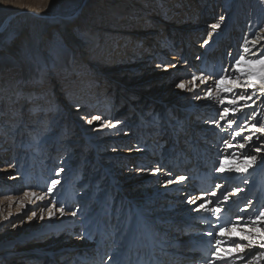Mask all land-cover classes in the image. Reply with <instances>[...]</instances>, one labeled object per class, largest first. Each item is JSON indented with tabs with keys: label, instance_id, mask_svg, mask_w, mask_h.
I'll return each instance as SVG.
<instances>
[{
	"label": "bare ground",
	"instance_id": "1",
	"mask_svg": "<svg viewBox=\"0 0 264 264\" xmlns=\"http://www.w3.org/2000/svg\"><path fill=\"white\" fill-rule=\"evenodd\" d=\"M55 1L59 7L61 6L60 12L47 14L46 12L26 9L28 7L20 8L17 4L12 2V0H0V105L7 107L5 112H0V148L4 147L0 149V163L4 161L8 162L11 157L14 158L12 153H7L8 150H4L7 146L4 136L11 128L15 126L7 135L10 144L14 143V141L22 140L24 143H28L29 137L26 135L33 127L41 130L42 128L50 126L49 122L48 125L44 127V120H39L43 113V109H45L41 106L49 103L47 109L51 115H48L47 118H50L51 121L52 119L54 120L51 126L56 130L48 127V132L53 134L61 129L62 138L60 140V145L64 143L68 144L66 147V154L64 155L65 157H63L65 159L60 163L62 167L59 169L58 173L60 178L59 183L64 184L61 186H59V183L56 184L60 190V198H58V200H61L64 195V202L73 201L74 204L78 202L79 206L77 207L81 209L85 204L81 199L84 196L87 197L89 193H91L94 182L105 171L108 176V184L113 182L114 187L118 186L114 198L115 200L119 198L121 203V206L119 205L120 212L117 215L119 218L118 226L117 228L116 226H110L108 230L110 232H115V234L123 230L125 231V236L121 238L120 243L114 241L108 242L107 239L100 242L99 239H103V235H100L101 224L110 225L106 223L108 220L104 221V219L102 220L100 218L104 216L109 218L110 222H112L114 216H116L114 209L112 210L109 208L103 211V206L99 207L100 204L96 207H91L88 215L79 221H76L77 219L74 218L75 215L73 214L69 216L68 213L60 214L57 212L56 215L60 216L59 219H51L52 221L46 229L57 230L67 224L71 225L73 222H80L83 224L84 222H88L89 225H86L85 229L87 235L88 232L92 230H97V234L99 235V241L92 245L93 250L85 246L77 249L73 248L75 251L73 253L76 254L74 258L69 256L67 261H58L60 258L58 252L63 249V246H60L58 250H56L47 243L44 245L34 243L31 247H23L20 245L24 242L21 235L28 237L33 235L34 238L36 237L35 235L46 229H40L39 227H33L31 229L25 228L26 231L19 234V229L26 227V224L29 225L32 223L34 221V216L27 220V223L22 221L24 220L22 217H16L23 209L19 206H14V200H12L13 202H9L10 209L8 214L6 216H4V214L0 215V234H2V239H0V256L1 254H5L4 257H1L0 264H39V262H41V264H52V261L54 262L53 264H93L91 261L95 260L94 258L92 259L94 251L99 254V260L101 259V251H105L106 253L108 251L115 252L113 256H109L110 258L108 261L113 259L111 257H114L112 264H119L123 257L128 259L132 252L131 249L135 244L141 246V241H144L147 234L157 236L159 238L158 240L161 241L163 245L167 246H171L173 242L171 240L172 237L177 236L175 241L181 242V244L179 243L178 247H172L173 251L177 254L181 251L180 249L184 245L182 242H184L185 239L189 237L195 238L198 241L197 244L189 247V250L186 252L188 256H192V260L194 261H188L186 264H204L203 259L207 256L210 257L211 261L215 260V258L211 257L210 246L212 245V248H215L216 237H209L206 233L213 230L217 217L204 210L198 212L201 216L195 215L197 211L183 214L181 210L185 208V205H176L174 207V204L169 203L171 200H180V198H183L181 202H186L190 197L196 195V197L193 198L196 200L195 204L210 200L211 204H208L207 207H219L221 211L217 214L218 216L224 211L234 214V217L237 214L235 221L240 216H248L251 214L254 216L257 214L256 212L259 211V205L262 204L264 206V200L262 201L264 197V179L257 177L260 171L264 174V150L262 149L261 152L254 153L257 156L255 164L248 168L246 173H242L249 181V184L246 186L245 196L257 189V196L261 197L258 201L262 202H259L256 207L251 206L245 209V212H240L237 208L242 205L239 203H241V196L243 195L239 197H237L238 195L236 193L227 195L224 189L228 187L227 183L224 182V184L220 185L217 184V182L215 184L212 182L213 185L218 186L213 192L215 195H212L209 186L207 188H203L204 186H202V188L199 189L200 184L193 179L195 174L201 172H208L211 176L212 172L217 168V163L219 161L216 156H220L221 152L219 148L220 142L215 139L218 138V134H215L213 138L215 140L208 138L204 131L208 123L206 124L207 121L205 122L195 118L196 113L191 103L188 104L187 111L184 113L186 119L184 125L182 124L183 128L179 130L173 129L171 126L165 129L162 127L160 129L162 135H154L152 141L149 143V151L147 154L138 149L140 146L136 145V142L131 141L133 135L139 139L143 138L141 132H139L138 129L133 130L132 126L140 123V120L144 117L142 111L147 105L151 106L154 101H163L162 105H164V107L161 108L163 110L170 106V104L168 105L169 102L175 100L173 96L176 95L169 97L166 91L170 90L171 85L173 86L176 79L183 76V70L179 68L180 65H177L183 58L188 57V59H190L191 55L196 52L200 56L201 65L203 66V63H206L209 67L212 66V59H208L209 55L215 54L218 58H223V52H221L219 48L223 47V50L226 49V41L231 37L230 33L234 29L238 30L240 33L243 32L239 20H243L244 17H246L244 9L248 6L249 0ZM251 1L263 10L262 14L264 16V0ZM216 10L222 11L223 14L219 15V18L216 19V21H218L217 24H219L217 29L220 28L219 30H222V32L219 30L212 32L208 40L201 41V44L199 43L197 45L201 48L200 51L189 47L190 44L192 45V39L195 38L196 35L195 33L192 34L191 31H184V29H182L183 27H180L181 25L179 22L187 21L188 19L194 20L197 18L198 14H206L211 18L213 11L217 14ZM221 17H223V19H221ZM165 25L167 27H165ZM181 39L184 41V46L180 48L178 44ZM245 41L248 42V53L243 52ZM245 41L242 44L243 47L240 52L245 55L246 59L256 58L253 55L254 53H258L259 56H264V28H262L261 32L254 38H246ZM231 43L229 46L233 45V43ZM78 47L83 49L80 51L83 55L87 53L89 56L87 60L93 65L94 69L102 71L103 67L107 66L108 70L105 71L106 80L93 74L90 69L83 67L81 62L77 60L79 53L76 52V50ZM88 56H86V58ZM39 57L50 59L49 67L40 66L38 68L44 70H38ZM120 63H124L125 65H121ZM181 67H184V65ZM138 70L141 71L139 79H144L143 83L145 89H139L136 85L131 86L130 84L128 86L125 84V79H128L130 74L127 73L124 76L120 75L123 72ZM231 75L236 76L235 70L231 72ZM56 80L59 81V85H52L51 82ZM114 80L120 84L125 92L129 93L131 90L136 91L140 93L141 97L134 99L132 103L130 102L135 108L133 114L137 112L139 121H135L136 119L126 121L125 124H129L131 127L124 132L120 131L113 144H111V141L114 139L111 132L99 134V132L93 133V131H89L95 125L94 122L83 128L81 123L88 119L82 118V114L79 116L78 114L76 115V113L84 110V114H86L89 111V105L92 108L91 112L97 113L100 106L104 105V100H101L103 98L109 99V101L111 100L112 102L116 101L117 103L113 107H120L123 105V103L120 105L118 103L120 96L116 90ZM165 80L167 83L164 82ZM131 87L134 88L132 89ZM158 89H160L159 91L162 96L156 98ZM252 91V89H248L246 94L251 95ZM57 96L63 98L60 99L57 98ZM65 96L67 99L64 98ZM166 96L168 98H166ZM22 98H25L26 103L29 104L33 110V114L35 118H37L34 122L36 124L24 125L22 109L25 107V102L24 100L21 101ZM61 100L63 101L62 103ZM43 101L45 102L43 103ZM247 101H249V104L245 106L248 109L252 107L253 109L256 108V110L260 111L262 114L264 113V93L259 91V84H257L256 94ZM253 101H256V103H252ZM145 103L146 107L142 108V105ZM75 106H77L75 110H72ZM110 107L112 108V106ZM171 107L173 110L176 106L173 105ZM180 110L178 106V111ZM205 110L211 111L210 109ZM215 111L216 109L214 108L206 119H214ZM257 111L255 117L262 115ZM125 112L126 110L123 111V113ZM247 112L248 110H244L243 116L247 117V114H250V111ZM168 114L172 115V113H166L164 109L163 117L166 121L165 124L168 122L170 125V117ZM198 116L197 113V117ZM74 118L77 120H74ZM11 119L15 121L13 127L4 124ZM144 119L146 122L145 117ZM72 121L76 124L78 123L80 127L78 132H73L76 130V126L73 127ZM258 122L264 124V114L261 119L258 118L253 121L254 124ZM18 123L20 125H18ZM118 123L121 124V122ZM249 129H251V127H248L245 133L254 131L253 129L249 131ZM148 130L151 132L156 131L153 127L148 128ZM251 135L253 136L252 133ZM258 135L264 140V134L258 132ZM13 136H15V138H13ZM64 136H68V139H64ZM84 137L85 140H87V146L89 145L88 150L90 153L86 159V162H88L86 173L81 177V169L78 167L80 163L79 154H81V147H79V145L83 140L80 142L78 139L81 140L84 139ZM166 138H168L167 144L163 147L162 143ZM181 138L184 140L181 146L182 152L180 150L177 152L178 156L175 153H173L175 154L173 155L171 153L173 147L177 145V139ZM49 139L50 137L48 135L44 138H38L35 150H28V156L33 154L38 160H42V152L46 151L48 145L51 143ZM253 140L254 138L245 148L248 153L252 152L251 147L253 145L258 146L256 141ZM71 144L73 147L70 146ZM114 147L120 148L115 154L121 155L122 158L119 159V157H115L111 159L112 151L108 153L110 155L107 154L106 150ZM72 148L75 149L71 151ZM153 151L155 154L147 157V155ZM18 152L21 153L20 150H18ZM82 152H84V149ZM35 153L41 154L36 155ZM60 153L62 154V152ZM115 154L113 153L112 155ZM186 154L190 157L185 158ZM50 158L52 161L56 158V154H51ZM107 159H111L113 162L107 161ZM135 159L139 160L136 164L133 162ZM48 162L50 161H46V163ZM187 162H192V169L195 170L194 173L190 172L192 169H185L184 165ZM174 163L180 166L177 167L175 171L179 170L181 175L176 176L177 180L173 183H166V177L169 178V180L175 177L173 174H168L170 171L169 169H172ZM151 164L155 169L153 172L154 187L151 189L150 194L146 195L141 202L138 203L135 201L137 197L133 195V187L138 185V182L148 179L141 177L145 172L137 168H139L138 166L147 168L151 166ZM134 165H136V167H133ZM163 165L169 169H163ZM89 166L94 169L93 173L92 170L90 171L88 169ZM11 168L7 165H0V190L1 187H3L4 190L7 189V193H10V189H13V187H10L13 183L8 182L5 177L7 174L6 172ZM46 168L48 169L49 166ZM102 168H105V170H102ZM151 171L153 170L150 169L148 172L146 171V174L151 173ZM87 172H90V174ZM116 172L118 175H116ZM227 173L228 172L222 174ZM233 175H236L238 181L242 178L239 173L233 172ZM88 176L93 177L88 178ZM181 176L184 177L183 180L178 179ZM251 176L252 178L250 179ZM36 179L38 183L39 177ZM26 180H28V178H26ZM116 180L119 181L117 185ZM40 181L43 180L40 179ZM77 182L78 185H76ZM16 184L17 182H15L13 186ZM85 184L86 191L76 200V195H78L76 189H80ZM182 184L185 185L183 186L185 191L181 197H179L177 196L179 191L178 187ZM161 186L163 187L161 188ZM197 190L199 192H197ZM225 196L228 197L227 200L224 199ZM200 197H203V199H200ZM4 201L6 202L7 199L0 198V210L5 205ZM165 201L168 202L165 203ZM218 201L219 203H217ZM173 208H175V210H173ZM235 209L237 211L236 214L234 213ZM77 215L79 216L80 214ZM181 222H189L193 228L186 229L181 225ZM52 223H54V225ZM99 223L100 226L97 228L96 226ZM13 232L15 233L13 234ZM109 234L110 233H106L105 235ZM68 238L69 236H67V238L63 237L64 241ZM198 245H204L203 247L207 249V253L201 252L197 248ZM73 246L75 245L72 244L71 247ZM258 248L259 247H250L245 248L243 253L237 252L239 253L238 255L232 256L234 259L233 264H235L238 259L241 260L239 258L240 256H243L244 259L249 255L252 256L250 260L251 262L254 261V264H258L259 261L263 262L264 256H260ZM40 249L46 251L53 250L56 257L47 258L45 255L41 258H36V253H38ZM252 253H255V255H252ZM165 261L166 260H164V262ZM175 262L185 263L181 259L174 258L173 263Z\"/></svg>",
	"mask_w": 264,
	"mask_h": 264
},
{
	"label": "rangeland",
	"instance_id": "2",
	"mask_svg": "<svg viewBox=\"0 0 264 264\" xmlns=\"http://www.w3.org/2000/svg\"><path fill=\"white\" fill-rule=\"evenodd\" d=\"M12 2H14L15 4H17L18 7L20 8H26V9H31L34 11H38V12H46L48 13H57L60 12L61 10V6L59 7L57 5V2L55 0H12ZM179 10V9H178ZM180 11V10H179ZM245 11V15L246 17H244V19L239 20L240 26H242V30L243 32L240 33L238 30H233L230 33V36L232 37V46H229V44L231 43V37L228 38V41H226V49L223 50V47L219 48V50L221 52H223V58H218V56H215V54L209 55L208 59H212V66L209 67V65H207L206 63H203L204 65H201V59L198 53H194L193 55H191V58L188 59V57L183 58L181 61H179V63H177V65H180L179 68L181 70H183V76H181V78L176 79L173 84V86L171 85L170 90L166 91L168 92L167 96H172V95H176L173 96L175 98L174 101L169 102L168 105L170 104L169 107L164 108L166 113H172V115L168 116L170 117V125L167 122L165 124V118L163 117L164 115V109L162 110L161 108L164 107V105H162L163 101H154L153 104L147 105L146 107V103L142 105V108H145L142 112L144 117L146 118V122L144 117H142V119L140 120V123L138 125H133L132 129H138L139 132H141L143 138H137L135 135L132 136L131 141L132 142H136V145H139L140 147L138 149L142 150L145 154L148 153V147H149V143L152 141L153 137L155 134L157 135H162V133L160 132V129L163 127V129L167 128L168 126L173 127V129H181L183 128L182 124L184 125V121L186 119V116L184 115V113L187 111V106L189 103H191L193 105V110L195 111L196 115L195 118H197V120H201V121H207L206 122V129L204 130L206 132V135L208 136L209 139L211 140H215L220 142L219 148H220V156H216V158H218L219 160L222 158V153L224 151V141H227L229 143H237L238 141L241 140V138L236 137L235 139H233V134L235 131L239 130L238 129V125L241 123V121L244 122L245 128L244 131L242 133L243 136H248L251 135V133L253 134L254 140L256 141V143L258 145L264 144V140L261 139V136L258 135V132L255 131V129H253V132H248L245 133V131H247L246 129H248V127H251V125H253V121L255 119H261L263 114L260 111H257L256 108L253 109L252 107H250L249 109L245 106L247 104H249V101H240L239 105L237 106H229V105H221L219 104L217 101L215 100H211V99H206L203 98L206 95V90L208 88H212V95L213 97H231V94L229 93H221L219 91V89H217L215 87V75H213L214 73H220L221 70H227L226 71V75L232 76L233 78H235V76L231 75V72L234 70V60L237 58V54H241L240 50L243 47L242 44L244 43L246 38H254L259 32H261L262 28H264V16L262 14V9L257 5L254 4L251 0H249L248 6L244 9ZM217 14L212 13L211 18H209L206 14H201V15H197V18H195L194 20L192 19H188L187 21H180L179 24L181 25L180 27H183L182 29H184V31H191L192 34L195 33V38L192 39V45L190 44L189 47H192L193 49L196 50H201L200 47H198L197 45L203 41V40H208V38H210L212 32L218 31L219 29L217 28H213L212 25L217 24L218 21H216L217 18H219V15H223L222 11H217ZM229 13V12H228ZM211 19V20H210ZM165 21V20H163ZM165 22H169V21H165ZM165 27H167L165 25ZM182 31V30H181ZM222 32V30H219ZM198 34V36H197ZM191 43V41H190ZM231 43V44H232ZM201 44V43H200ZM184 46V41L183 39L180 40L178 47H183ZM177 47V48H178ZM81 50H83L82 48H79L76 50V52L79 53V56L77 58V60H79L81 62V64L83 65V67H86L87 69H90L91 72L93 74H96L98 77H102L106 80V76H105V71H107V66L103 67L102 71L100 70H96L93 68V65L91 63H89V61L87 59H89V56L87 55V53H85V55H83L82 52H80ZM86 56H88L86 58ZM190 56V55H189ZM86 59V61H85ZM47 60V61H46ZM51 61L48 58H44L43 57H39L38 59V67L43 66V67H49L48 65L50 64ZM40 62V63H39ZM154 62V61H153ZM221 62V63H220ZM126 63V62H124ZM124 63H120L121 65H125ZM52 64V62H51ZM152 64V63H149ZM116 65V64H115ZM182 65H184V67H181ZM219 66H220V70H219ZM36 68V69H37ZM42 68H38V70H41ZM46 69V68H45ZM44 70V69H42ZM142 70V69H141ZM139 71V70H138ZM132 71V72H123L120 75L124 76L125 74H130L128 79H125V84H127L128 86L131 84V86L136 85V87H139V89H145V85H144V79H139V74L141 73V71ZM193 77H198L201 79H207V83H202L201 79H196L195 81H193ZM166 82V80L164 81ZM180 82H184L185 83V88H179L176 85ZM52 85H59V81H53L51 82ZM57 83V84H56ZM167 83V82H166ZM114 84L116 85V90L118 92V95L120 96V98L118 99V103L119 105L123 103V105H121L120 107H113L116 105V101L112 102L111 100L109 101V99L103 98L101 100L103 101L104 105H101L99 108V111L96 112H91L92 108L90 107V105L88 106L89 111L85 113L84 110L77 112L76 115L78 114L79 116L81 115L82 118H86L88 120H85L81 123V125L84 127L89 126L91 123H95V125L89 130V131H93L94 132H99V134H104L105 132H111V135L114 137V139L111 141V144H113L115 138H117L116 136L119 135L120 131H126V129H128L129 124H125L126 121L128 120H132V119H136L135 121H139V117L137 115V112L135 114H133L135 111V108L133 107V105H131L132 101L138 97H141L139 92L136 91H129L125 92L124 89H122V87L120 86V84H118L116 82V80H114ZM257 84H259V81H257ZM158 85V83H157ZM132 89L134 87H131ZM188 89H192V91H189ZM160 89H158L157 91V95L156 98L161 97V92L159 91ZM60 94V93H59ZM236 95H239V90H236ZM199 95L200 99H197L196 96ZM166 96V98H168ZM122 97V98H121ZM57 98L62 99L63 97L61 96H57ZM56 98V99H57ZM64 98L67 99V97L65 96ZM109 98V97H108ZM165 99V98H164ZM25 102V107L24 109H22V117H23V121H24V125H33V123L36 121L35 116L33 114V110L31 109L30 105L26 103L25 98H22L21 101ZM58 100V99H57ZM65 100V99H64ZM45 101H43L44 103ZM63 101L61 100V103ZM93 102V101H92ZM91 102V104H92ZM105 102V103H104ZM109 102V103H107ZM131 102V103H130ZM251 102V101H250ZM60 103V101H59ZM90 103V102H89ZM102 103V102H101ZM252 103H256V101H253ZM44 106H41L43 109V113L41 115V118L39 120L43 121L44 120V127L48 125L46 128H42L41 130H39V128H32L28 134L26 135L27 137H29V141L28 143H24L23 140L22 141H14V143L10 144V141H8L7 135L8 133H10L14 128V124L15 121L14 119L12 120H8L7 122H5L4 124H6L9 127H13L11 128L7 134H5V138H6V143L7 146L5 147L4 150H8L7 153H12L14 155V158H10L8 162L4 161L1 162L0 165H7L9 166L11 169H9V171H7L6 173V178L8 180V182L10 183H14L17 182V184L15 186L11 185L10 187H13V189H10V193H7V189L4 190L3 187H1L0 190V198H5L7 199V201L4 203V207H2V209L0 210V215L4 214V216H6L9 212L10 209V205L9 202H11L12 200H14V206H19L21 207L23 210V212L21 211L19 214L16 215V217H22L24 220H22L23 222L27 223V220H29L32 216H34V221L32 223H30L29 225L26 224V227L20 228L19 229V234H22V232H25L26 229L25 228H33V227H39L40 229H46V227L49 226V224L51 223V219L57 218L59 219V215L57 216V212L58 213H68V215H72L73 213H75L74 218L77 219L76 221H79L81 219H83L84 217H86V215H88L89 210L91 209V207H96L99 204V207L103 206V211H105L106 209H114L115 210V215L117 216L120 212V207L121 203L119 201V198H117L115 200V194L117 191V187H114L113 182H111L110 184H108L109 182L108 180V176L106 175V172L104 171L101 176L99 178H97V180L94 182V186L92 188L91 193H89V195L87 197H83L81 200L83 202H85L84 206L81 209H78L77 206H79L78 202H76L75 204L73 203V201H66L64 202V195L62 196L61 200H58V198H60V190L58 188L57 185H55V187L52 186V181L53 180H58L59 181V169H61V165L60 163H62V161L65 159L63 157H65L64 155L66 154V147L68 146L67 143H64L63 145H60V140L62 138L61 136V129L59 131H56V133H49L48 132V127H50V129L53 128V126H51V124H53V119L51 121L50 118H47L48 115H51L50 112H48V105L49 103L43 104ZM47 105V106H46ZM112 106V108L110 106ZM175 105L176 107L172 110V107ZM0 112H5L7 107L0 105ZM178 106L180 107V111H178ZM225 106H229V107H233L234 110V115H230L226 118H221L219 120V124L220 126L217 127L216 124V119L218 117V109H220L222 111V108ZM77 106L73 107L72 110H75ZM93 107V106H92ZM119 107V108H118ZM214 108L216 109L215 111V118L212 120H207V116H209L208 114L211 113ZM94 109V108H93ZM106 109V110H105ZM205 109H210L211 111H207ZM126 110L125 113H123V111ZM149 110V111H147ZM205 110V111H204ZM244 110H248V112L250 111V114H247V117L243 116V112ZM31 111V112H30ZM109 111V113H108ZM256 111L259 113H261L262 115H259L257 117H255V119L252 118V115L257 114ZM45 112V113H44ZM149 112V113H148ZM31 113V114H30ZM106 113V114H104ZM148 113V115L146 116V114ZM197 113H198V117H197ZM91 114V115H90ZM95 114V115H94ZM104 114V115H103ZM191 114V113H190ZM99 116L100 119H94V117ZM204 118H203V117ZM245 117V118H244ZM47 118V119H46ZM25 119V120H24ZM32 119V120H31ZM229 119H234L236 121L235 124L232 125V127H227V121ZM74 120H77L74 118ZM92 120L91 123H89L88 121ZM108 121V125L107 126H103L104 122ZM73 122V127L76 126V130H74L73 132H78L80 127L78 126V123H74ZM77 122V121H76ZM118 122H121L118 123ZM156 122V123H155ZM47 123V124H46ZM36 124V123H34ZM165 124V125H164ZM18 125H20L18 123ZM29 125V126H30ZM257 127L260 126V122L256 123ZM72 127V128H73ZM153 127L154 129H156V131L151 132L150 130H148V128ZM54 130H56L55 128H53ZM159 130V131H158ZM66 133V132H64ZM67 134V133H66ZM215 134H218V138H214ZM49 136L50 139L49 141H51V143L48 145V149L44 152L38 153L42 155V160H38V158L34 157L33 154L29 155L27 154L28 150H35L36 147V143L38 142L37 139L38 138H44L45 136ZM81 135V134H79ZM13 138H15V136H13ZM64 139H68V136H64ZM72 138V137H71ZM167 139L166 138L164 140L163 147L166 146L167 144ZM83 142L79 145V147H81L80 152L81 154L79 157L80 163H79V168L81 169V177L84 176V174L86 173V168H87V164L88 162H86V159L89 156V145L87 146V140L84 139H78V141H82ZM178 143L176 146L173 147L172 150V154L175 153L178 156V151L181 150L182 152V148L181 146L183 145V138L181 139H177ZM86 142V143H85ZM32 144V145H31ZM86 145V146H85ZM72 146V144L70 145ZM1 147V145H0ZM73 147V146H72ZM4 148V147H2ZM0 148V149H2ZM75 148H72L71 151H73ZM84 149V152H82V150ZM134 149V148H131ZM130 149V150H131ZM18 150L21 151V153L18 152ZM117 150H120V148L118 147H114V148H109L107 151V154L111 152V159L115 158V157H119L122 158L121 155L119 154H115L117 152ZM264 150V149H263ZM229 151H237V155H242V154H247V155H253V152H247L245 149L243 150V153L239 152L237 149H232ZM62 152V154L60 153ZM56 154V158L53 159L51 161V154ZM115 155H112V154ZM187 153V152H185ZM219 153V152H218ZM36 155H38L37 153H35ZM155 152H151L147 155V157L149 155H154ZM173 154V155H175ZM110 155V154H108ZM255 155V154H254ZM29 157V158H28ZM190 156L188 154L185 155V158H189ZM142 158V157H141ZM111 159H107V161H112ZM17 160V161H16ZM46 161H50L48 163H46ZM133 162L136 164L137 162H139L138 159L133 160ZM151 163H155V162H151ZM237 163H239V161H237ZM188 164V165H186ZM184 167L186 170H190L192 169V162H187ZM138 165V164H137ZM49 168L47 169L46 167ZM164 166V165H163ZM172 169L167 168L166 166H164L163 169H169L170 171L168 172L169 175L173 174V176H175L174 178H171L170 180H177L176 176L181 175V172L179 170H176V167H179L178 165H176V163H174L172 165ZM218 166V163H217ZM133 167H136V165H134ZM139 168H137L140 171L145 172L141 177H144L148 180L145 181H141L138 182L136 186L133 187V195H135L137 198L135 199V201H137L138 203L141 202V200L146 196L149 195L151 192V189H153L154 187V175L153 172L155 171L154 167L151 166L147 167V168H142L140 166H138ZM88 169L91 171L92 173L94 172L91 168V166L88 167ZM150 169H152L153 171H151V173L146 174ZM41 170V171H40ZM102 170H105V168H102ZM147 171V172H146ZM195 170L192 169V173H194ZM90 174V172H87ZM206 173V172H204ZM199 174V173H198ZM210 174V173H209ZM116 175L117 172H116ZM239 175H241V180L238 181V179H236V175H233V172H228L227 174H222L220 172H217L216 169L212 172V177L211 180L213 181V183L215 184L217 182V184H224L227 183L228 187L224 188L225 189V193L228 195H233L234 193H236L239 197L241 196V206H238L237 209H247L250 208L251 206H257V204L259 202H262L264 200V197L262 199V201H258L259 199H261L260 196H257L258 191L257 189H255L254 191H252V193L247 194L245 196V190H246V186L249 184V181L244 177V174L242 175V173H239ZM18 177V178H16ZM37 177H39L38 183H37ZM58 177V178H56ZM93 176H88V178H92ZM258 178H263L264 179V174L261 173V171L257 174ZM26 178H28V180H26ZM252 178V176L250 177V179ZM40 179H42L43 181H40ZM194 179V178H193ZM34 180V182H33ZM27 181V183H26ZM107 181V182H106ZM169 181V178L166 177V183ZM212 181L209 180V182L212 183ZM7 182V181H6ZM118 182V183H117ZM222 182V183H219ZM88 183V182H87ZM159 183V182H157ZM64 183H59V186L63 185ZM115 184V183H114ZM119 184V181L116 180V185ZM78 185V182L77 184ZM165 185V184H164ZM86 184L84 186H82L80 189H76V193H78V195H76V200H78L80 198V195L83 194V192L86 191ZM105 186V187H104ZM183 186H185L184 184H182L181 186H179V191L177 196L181 197V195L184 193L185 189H183ZM163 186H161L162 188ZM122 188V187H121ZM210 188V187H209ZM216 188H218V186L213 185L212 188H210L209 190L211 191V193H213ZM49 189H51V191H49ZM239 189V190H237ZM107 190V191H105ZM124 191V190H123ZM197 192H199L197 190ZM239 192V193H238ZM166 193V192H163ZM256 195V196H255ZM39 197H42V199H40ZM196 195H193L192 197L189 198L193 199L195 198ZM254 199V200H253ZM183 200V198H180V200L175 199V200H171L169 204H174V207L176 205H185V208L183 210H181V212L184 213H193L195 211H193V209L195 207H197L200 203H202L203 201H201L199 204H192L189 203L188 201L186 202H181ZM258 201V202H257ZM13 202V201H12ZM168 202V201H167ZM165 201V203H167ZM12 204V205H13ZM254 204V205H253ZM76 208V209H75ZM84 208V211H83ZM61 209L63 211H61ZM177 209V208H176ZM264 206L262 204L259 205L258 210H263ZM173 210H175V208H173ZM172 210V211H173ZM171 211V212H172ZM33 212L35 213V215H33ZM258 212V211H257ZM256 212V213H257ZM234 213L236 214L237 211L236 209L234 210ZM77 214H80L79 216ZM195 215L201 216L200 213L196 212ZM256 215V214H255ZM254 215V216H255ZM114 216V219L112 222H110L109 218L102 216V218L100 219H104L108 220V222H106L107 224L110 225H104L103 223L101 224V231H100V235H103V239H99L100 242L101 241H105L107 239L108 242H117L120 243L121 242V238L123 236H125V231L121 230L118 231L117 234H115V232H110L108 230V227L110 226H118V216L116 217ZM249 216V215H248ZM252 216V214H251ZM82 217V218H81ZM237 217V214L236 216ZM16 219V218H15ZM215 220V219H214ZM186 221V220H185ZM213 221V220H212ZM54 225V223H52ZM86 225H89L88 222H84L80 223V222H73L71 225L67 224L64 227H61L57 230L54 229H46V230H42L39 234L35 235L36 237L33 238V235L28 237V236H24L21 235V238H23V243H21V246H27V247H31L35 244H40V245H44V244H49L50 246L53 247V249L58 250V248L60 246H63V249L59 250V255L60 258L58 261L60 260H64L67 261L69 256H72L73 258L76 256V254H74L73 252H75L73 250L80 248V247H89V249L93 250V246L98 240L99 235L97 234V230H92L91 232H87L85 231L86 229ZM181 225L184 226L186 229H190L193 228V226L189 223V222H181ZM100 226V223L96 226L97 228ZM103 228V229H102ZM95 229V228H94ZM15 232H13L14 234ZM84 233V234H83ZM106 233H110L109 235H105ZM24 234V233H23ZM115 234V235H114ZM121 234V235H120ZM2 234H0V239H2L1 237ZM11 235V234H10ZM16 235V234H15ZM150 235V234H147ZM67 236H69V238L64 241L63 237L67 238ZM89 236V237H88ZM151 236V235H150ZM153 241L161 247V250H163L165 252V262L164 264H186V262L190 261L193 262L194 260H192V256H188L187 255V251L189 250V247L195 246L197 244V240L195 238L189 237L188 239H185L184 242H182L184 245L181 247V251L179 252V254L175 253V251H173L172 247H178L179 243L181 244V242H176L175 239L176 237H172V245L171 246H167V245H163L161 241H159L158 237L153 235ZM120 239V240H119ZM78 240V241H77ZM158 240V241H156ZM77 241V242H76ZM76 242V243H75ZM69 244V245H68ZM74 244L75 246L71 247V245ZM19 245V246H20ZM68 245V246H66ZM114 245V244H113ZM112 245V246H113ZM144 245V241H141V246ZM258 245V244H257ZM114 247V246H113ZM171 247V248H169ZM258 247V246H256ZM67 248V249H66ZM252 248V247H251ZM210 249L213 250L215 248H212V245L210 246ZM259 249V253L264 252V249L258 248ZM67 250V251H66ZM105 252V251H103ZM113 254H115V252L113 251H108L107 253L105 252V259L101 262L102 259H98L99 254H97L95 251L93 252V257L95 260H92L91 263L95 264H112L114 257L112 260L108 261V259L110 258L109 256H113ZM239 253H237L238 255ZM47 256V258H55L56 254L53 252V250L51 251H46L43 249H40V251L38 253H36V258H41L43 256ZM5 254H1V257H4ZM236 256V255H235ZM245 256V255H244ZM211 257L215 258L214 255H211ZM252 256L249 255L244 259H241L238 261H236L235 264H254L255 262H251L250 258ZM175 259H181L182 261H184L185 263H173V260ZM231 264H233L234 259L233 257L231 258ZM264 260V258H263ZM57 261V262H58ZM218 261L215 259V262ZM38 262V261H36ZM48 263V262H47ZM52 264L54 263L53 261L51 262ZM59 263V262H58ZM39 264H41V262H39ZM223 264V263H220ZM226 264H230V262H227ZM258 264H264V261H259Z\"/></svg>",
	"mask_w": 264,
	"mask_h": 264
},
{
	"label": "snow or ice",
	"instance_id": "3",
	"mask_svg": "<svg viewBox=\"0 0 264 264\" xmlns=\"http://www.w3.org/2000/svg\"><path fill=\"white\" fill-rule=\"evenodd\" d=\"M223 19V17H221ZM213 28H218L219 24L212 25ZM247 41H245V46L243 47V52L248 53L249 49L247 47ZM256 58L246 59L245 55L237 54V58L234 60V70L236 72L235 78L232 76L226 75L227 70H221L220 73H214L215 75V87L219 89L221 93H229L231 97H213L212 88H208L206 90V95L203 98L211 99L217 101L221 105H229V106H237L240 101H247L252 98L253 95L256 94L257 89V81H259V91L264 93V56H259L258 53L253 54ZM196 79H201L198 77H193V81ZM202 83H207V79H201ZM179 88L184 89L185 83L180 82L176 85ZM248 89H252L251 95H247L246 92ZM192 91V89H188ZM236 90H239V95H236ZM197 99H200L199 95L196 96ZM225 106L222 108V111L218 109V117L216 119L217 127L220 126L219 120L221 118H226L230 115H234L233 107ZM252 118L255 119V115H252ZM94 119H100L99 116L94 117ZM91 123V120L88 121ZM236 121L234 119H229L227 121V127H232ZM108 121L104 122L103 126H107ZM239 130L235 131L233 134V139L236 137H240L241 140L237 143H229L224 141V151L222 153V158L218 161V166L216 168L217 172L225 173V172H235V173H246L248 168L252 167L257 160L256 155H237V151H229L232 149H237L239 152L243 153V150L246 146L252 141L253 136H243L242 133L244 131L245 125L244 122L237 126ZM255 129L256 132L264 134V124H260L257 127L256 124L251 125V131ZM264 149V144L261 145H253L251 147V151L253 153H259ZM239 161V163H237ZM179 180H183L184 177L181 176L178 178ZM173 180H169L168 183H173ZM59 183L58 180L52 181V186ZM239 190V189H237ZM51 191V189H49ZM215 195V193H212ZM42 199V197H39ZM203 199V197H200ZM225 200L228 199L227 196L224 197ZM189 203L195 204V199H190ZM219 203V201L217 202ZM208 204H211V201H206L204 203H200L197 207L193 209V211H201L211 213L213 216H216L219 220L217 214L221 211L219 207L209 208ZM61 211H63L61 209ZM240 212H245V209H240ZM33 215L35 213L33 212ZM75 215V213H73ZM207 236L213 237L215 236V250L213 255L216 260H228L231 264L232 256L236 255L237 252L243 253L245 248L258 247L264 249V210H260L257 212L255 216H240L236 219V221L229 220L226 224L220 225L218 228L213 226L212 231H208L206 233ZM226 245V246H224ZM255 255V253H252ZM260 256H264V252L260 253ZM243 259V256L239 257ZM210 264H215V260L211 261Z\"/></svg>",
	"mask_w": 264,
	"mask_h": 264
}]
</instances>
